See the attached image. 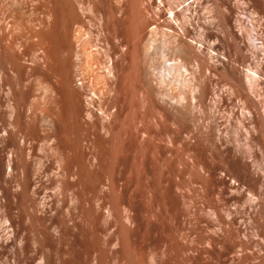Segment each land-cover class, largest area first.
<instances>
[{
    "label": "bare ground",
    "instance_id": "obj_1",
    "mask_svg": "<svg viewBox=\"0 0 264 264\" xmlns=\"http://www.w3.org/2000/svg\"><path fill=\"white\" fill-rule=\"evenodd\" d=\"M152 6L0 0V264H69L68 249L72 264H120L109 174L130 168L136 140L125 119L133 109L131 76L122 67L121 77L119 66L140 58L145 83L161 98L174 82L162 53L158 76L149 62L157 35L143 32ZM160 37L162 49L184 48ZM189 62L186 55L182 64ZM140 134L142 143L149 140ZM117 206L131 227L130 206Z\"/></svg>",
    "mask_w": 264,
    "mask_h": 264
},
{
    "label": "rangeland",
    "instance_id": "obj_2",
    "mask_svg": "<svg viewBox=\"0 0 264 264\" xmlns=\"http://www.w3.org/2000/svg\"><path fill=\"white\" fill-rule=\"evenodd\" d=\"M152 2L149 62L158 76L162 53L174 82L161 98L140 58L119 66L131 76L125 119L136 140L133 165L109 174L119 263L264 264V0ZM161 34L184 48L162 49ZM119 201L132 210L131 227Z\"/></svg>",
    "mask_w": 264,
    "mask_h": 264
}]
</instances>
